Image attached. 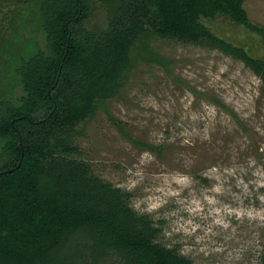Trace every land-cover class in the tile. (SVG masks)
I'll use <instances>...</instances> for the list:
<instances>
[{
  "label": "trees",
  "instance_id": "trees-1",
  "mask_svg": "<svg viewBox=\"0 0 264 264\" xmlns=\"http://www.w3.org/2000/svg\"><path fill=\"white\" fill-rule=\"evenodd\" d=\"M0 3L10 31L0 40V264H195L159 240L162 229L130 205V192L78 159L71 132L112 97L122 71L140 58L134 53L164 64L150 47L155 38L218 49L264 82V59L204 21L222 17L263 38L264 28L242 0ZM97 5L109 18L92 29ZM261 255L264 264V248Z\"/></svg>",
  "mask_w": 264,
  "mask_h": 264
},
{
  "label": "rangeland",
  "instance_id": "rangeland-1",
  "mask_svg": "<svg viewBox=\"0 0 264 264\" xmlns=\"http://www.w3.org/2000/svg\"><path fill=\"white\" fill-rule=\"evenodd\" d=\"M242 1L264 28V0ZM3 9L14 6L5 1ZM2 18L1 41L10 34ZM108 18L97 5L89 26L101 29ZM204 22L264 59L262 34L222 17ZM150 47L164 64L133 54L140 58L122 71L112 97L71 132L78 159L97 178L130 192V205L162 229L159 240L195 264H261L263 80L218 49L159 38Z\"/></svg>",
  "mask_w": 264,
  "mask_h": 264
}]
</instances>
